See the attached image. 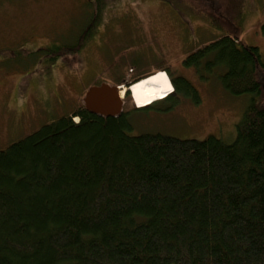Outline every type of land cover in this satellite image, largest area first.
<instances>
[{
    "label": "trees",
    "instance_id": "trees-1",
    "mask_svg": "<svg viewBox=\"0 0 264 264\" xmlns=\"http://www.w3.org/2000/svg\"><path fill=\"white\" fill-rule=\"evenodd\" d=\"M178 1L221 33L183 64L250 95L233 141L131 135L125 112L102 117L80 103L0 148V264H264V59L242 39L247 0ZM105 3L89 2L75 38L37 51L78 54ZM166 73L176 95L133 111L200 101Z\"/></svg>",
    "mask_w": 264,
    "mask_h": 264
},
{
    "label": "rangeland",
    "instance_id": "rangeland-1",
    "mask_svg": "<svg viewBox=\"0 0 264 264\" xmlns=\"http://www.w3.org/2000/svg\"><path fill=\"white\" fill-rule=\"evenodd\" d=\"M89 2L0 0V148L69 114L92 86L129 83L166 70L186 78L200 101L187 96L177 98L170 110L133 111L130 92L122 106L131 123L129 134L160 132L198 140L211 135L233 141L250 95H231L215 71L202 78L183 64L188 52L221 33L178 0H106L89 43L78 54L52 60L51 52L37 51L79 35L92 14ZM246 6L242 39L258 47L264 59V0H247Z\"/></svg>",
    "mask_w": 264,
    "mask_h": 264
},
{
    "label": "water",
    "instance_id": "water-1",
    "mask_svg": "<svg viewBox=\"0 0 264 264\" xmlns=\"http://www.w3.org/2000/svg\"><path fill=\"white\" fill-rule=\"evenodd\" d=\"M133 84V83H132ZM109 85L100 83L92 86L82 98L84 108L98 116L117 117L122 113L123 95L126 91L131 92V85Z\"/></svg>",
    "mask_w": 264,
    "mask_h": 264
},
{
    "label": "bare ground",
    "instance_id": "bare-ground-1",
    "mask_svg": "<svg viewBox=\"0 0 264 264\" xmlns=\"http://www.w3.org/2000/svg\"><path fill=\"white\" fill-rule=\"evenodd\" d=\"M173 86L164 71L146 76L131 85V95L137 107H146L155 101L165 99Z\"/></svg>",
    "mask_w": 264,
    "mask_h": 264
},
{
    "label": "flooded vegetation",
    "instance_id": "flooded-vegetation-1",
    "mask_svg": "<svg viewBox=\"0 0 264 264\" xmlns=\"http://www.w3.org/2000/svg\"><path fill=\"white\" fill-rule=\"evenodd\" d=\"M92 14H93V13H92ZM171 93H172V92H171ZM173 95H176V94H175V92H173V93H172V96H173ZM173 105H174V104H173ZM173 105H171V106H168V107H170L168 110L172 109ZM163 110H166V108H165V109H163Z\"/></svg>",
    "mask_w": 264,
    "mask_h": 264
}]
</instances>
